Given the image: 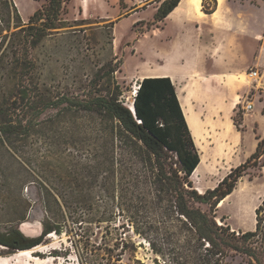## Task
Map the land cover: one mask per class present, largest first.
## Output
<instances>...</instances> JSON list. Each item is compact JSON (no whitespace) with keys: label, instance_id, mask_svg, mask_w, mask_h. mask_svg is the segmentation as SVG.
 I'll list each match as a JSON object with an SVG mask.
<instances>
[{"label":"rangeland","instance_id":"374dc122","mask_svg":"<svg viewBox=\"0 0 264 264\" xmlns=\"http://www.w3.org/2000/svg\"><path fill=\"white\" fill-rule=\"evenodd\" d=\"M13 1L25 25L46 3ZM163 1L65 0L62 27L36 46L28 45L29 66L23 64V34H13L20 28L13 15L10 31H2L8 36L0 42V88L18 90L22 67H34L25 82L45 100L65 96L82 101L114 93L128 105L139 76L154 75L160 68L155 67V54H169L164 46L171 39L170 29L193 35L198 64L175 67L180 77L174 81L201 133L196 144L206 160L191 181L205 192L246 163L264 137V0H220L219 12L200 20L201 12L207 17L219 3L203 0L199 8L187 5L189 14L176 16L179 21L173 26L171 18L156 16ZM179 63L186 64V59ZM7 70L11 79H6ZM253 71H259L257 80L250 77ZM248 102H253L250 110L243 107ZM101 116L67 103L52 107L40 117L45 120L41 132L26 145L11 152L0 149V233L15 224L12 217L24 213L26 220L16 224L23 231L28 222L27 235L38 236L45 228V189L34 178L24 185L17 182L28 171L57 194L59 203L53 202L50 215L64 227L61 234H48L34 257L9 253L0 245V264H206L202 254L209 244L170 221L160 201L144 198L145 186L137 185L139 167L127 152L114 157L105 125L99 124ZM62 163L64 170L59 168ZM248 164L222 204H194L236 235L256 229L255 211L264 200V154ZM87 197L92 205L81 207L78 201ZM130 217L147 222L144 228L163 255L134 231ZM253 262L231 251L223 264Z\"/></svg>","mask_w":264,"mask_h":264},{"label":"trees","instance_id":"16d2710c","mask_svg":"<svg viewBox=\"0 0 264 264\" xmlns=\"http://www.w3.org/2000/svg\"><path fill=\"white\" fill-rule=\"evenodd\" d=\"M65 0H46L42 8L37 9L29 18L27 25L21 23V16L13 0H4L6 11L0 8V20L7 26L1 28L0 42L10 31L11 19L16 16L15 27H20L13 34H23L25 39L23 64L29 66L32 61L28 57V45L36 46L43 38L51 35L54 29L60 28L62 19L59 17ZM181 0H165L157 12V18H166ZM213 7L207 13H213ZM43 20V21H42ZM22 26V27H21ZM29 36L33 39L28 44ZM1 61V60H0ZM20 79L23 81L16 91L0 88V149L11 152L21 145H26L34 134L41 132L45 120L40 119L45 111L59 107L65 103L81 106L82 109L101 113L99 124L105 125L109 135L114 157L116 154L129 153L139 167L137 185L145 186L144 198L148 196L160 201L161 207L170 217V221L179 222L198 240L207 242V252L202 254L206 264H223L231 251L243 253L251 257L252 264H264V200L256 208V229L236 235L230 233L229 227H220L213 215L196 207L195 203L210 204L215 208L221 200L230 195L253 160L264 154V137L259 141L256 151L246 163L234 168L216 187L201 193L193 186L191 177L201 162V155L193 133L187 123L186 116L172 79L168 76H148L139 82L135 95V113L124 105L114 93L98 95L89 100H74L65 96L45 100L42 94L33 91L25 81L30 79L34 67H22ZM114 72V71H112ZM12 78L7 70L6 79ZM15 87V86H14ZM15 89V88H12ZM16 92V96H14ZM25 162V161H24ZM65 168V164L59 165ZM37 176V177H36ZM39 183L45 189V208L47 217L45 228L38 236L27 235L16 223L24 222L26 214L12 217L15 223L6 232L0 233V245L5 246L9 253L32 249L41 244L50 233L61 234L62 223L55 221L52 212L53 202L59 203L57 194L51 185L41 181L36 173L27 172L17 179L24 185L29 179ZM81 207H90L91 198H83ZM129 221L134 231L149 240L156 254L164 253L149 237L147 222L137 219ZM143 222V223H142ZM142 223V224H141ZM191 239L188 240V243Z\"/></svg>","mask_w":264,"mask_h":264},{"label":"crops","instance_id":"0c3cea01","mask_svg":"<svg viewBox=\"0 0 264 264\" xmlns=\"http://www.w3.org/2000/svg\"><path fill=\"white\" fill-rule=\"evenodd\" d=\"M220 3L222 4L221 6H220ZM222 7H223V3L219 0L218 8H216V10L213 13L211 14L205 13L207 17L203 16V18H200V17L198 18H200V20H206L209 15L217 14ZM188 9L189 8L186 9L187 15L189 14V11H190ZM176 16L182 18L181 15L173 14V11L166 17V20L167 18L169 19L171 18L170 19L171 22H169L170 25L173 26L174 21L175 22L179 21L178 20L179 18ZM170 30H171L170 31L171 39L170 41L167 42L166 46H164V49L166 51H169V54L164 53L165 51L157 52V54H155L154 56V59L156 61L155 67H160V68L154 69V75H146V76L147 77L148 76H155V77L168 76L170 77L176 87L177 94L180 98L181 104L182 106H184L182 103V99H181L182 91L179 94L178 86L176 82L174 81L175 80L174 78L180 77L179 75H177V71H179V68H175V67H196L197 66L198 62H196L195 60V54H196L195 50L197 46L194 44L196 38L193 35H187L182 32L179 33L178 30L177 31H174L173 29H170ZM199 40H202L201 36H199ZM183 58L186 59V64L179 63V61H181ZM206 78H207L206 80H208V76H206ZM183 110H184V107H183ZM193 137L195 139L194 135ZM195 142L197 143L196 139H195Z\"/></svg>","mask_w":264,"mask_h":264},{"label":"bare ground","instance_id":"6f19581e","mask_svg":"<svg viewBox=\"0 0 264 264\" xmlns=\"http://www.w3.org/2000/svg\"><path fill=\"white\" fill-rule=\"evenodd\" d=\"M201 1L202 0H183L173 10V14L186 15L187 14V10H186L187 9V7H186L187 5H189V7H192V8H194L195 6H197L199 8L198 5L201 3ZM18 4H19V7L22 8V5H23L22 2H19ZM221 5L222 4L220 3V6ZM202 13L203 12H201V14H200V18H203V16H204V14H202ZM115 42H117V39H116ZM145 77H147V76L146 75H141V76H139V80L141 81ZM206 82H210V79L209 80H206ZM138 86H139V83L137 84V89H138ZM181 99H182V103L184 105L183 107H184L185 116L187 118L186 119L187 120V123H188V125H189V127H190V129H191V131L193 133V135L195 136L196 141L201 140V133H200L199 129L197 128V124H196L195 120H193V118H192V116L190 114V111H189V108H188V103L186 102V100L184 98L181 97ZM132 103H133V101L131 102V104H128V105L133 108ZM200 155H201V162H200L201 164H199L196 167L195 171L193 172V175L196 174L197 172H199L201 170V165L206 160V155L205 154L200 153ZM199 189H200V192L201 193L204 192L201 188H199ZM222 202H223V200H222ZM222 202L220 204H222ZM28 224L29 223L26 222V223H24L22 225L23 231L27 232V227L29 226ZM53 235H54V233H50L49 234V236H53ZM34 248H35L34 250H21V252L19 254H21V255H28V256L34 257V251L35 250H43V249L39 248L38 246L37 247H34Z\"/></svg>","mask_w":264,"mask_h":264},{"label":"built area","instance_id":"2783aa9c","mask_svg":"<svg viewBox=\"0 0 264 264\" xmlns=\"http://www.w3.org/2000/svg\"><path fill=\"white\" fill-rule=\"evenodd\" d=\"M250 76L252 77V79L257 80L260 77L259 71H253L250 74ZM138 88H139V86H138ZM136 93H137V86L134 89V93H133L134 97H135ZM252 103L253 102H248L247 105H244L243 107L246 108L247 110H250V109L253 108V104Z\"/></svg>","mask_w":264,"mask_h":264},{"label":"water","instance_id":"95a60500","mask_svg":"<svg viewBox=\"0 0 264 264\" xmlns=\"http://www.w3.org/2000/svg\"><path fill=\"white\" fill-rule=\"evenodd\" d=\"M134 100H135V98H134ZM134 100H133V103H132L133 108L131 106H128V107L135 113L136 111H135ZM29 250H33V249H29Z\"/></svg>","mask_w":264,"mask_h":264}]
</instances>
